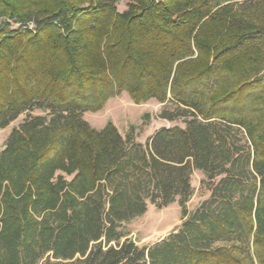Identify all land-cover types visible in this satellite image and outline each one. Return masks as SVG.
<instances>
[{"label": "trees", "instance_id": "obj_1", "mask_svg": "<svg viewBox=\"0 0 264 264\" xmlns=\"http://www.w3.org/2000/svg\"><path fill=\"white\" fill-rule=\"evenodd\" d=\"M118 2L0 0V128L26 113L0 150V264H264V0ZM123 91L183 126L143 144L83 118ZM174 202L175 230L128 238Z\"/></svg>", "mask_w": 264, "mask_h": 264}, {"label": "rangeland", "instance_id": "obj_2", "mask_svg": "<svg viewBox=\"0 0 264 264\" xmlns=\"http://www.w3.org/2000/svg\"><path fill=\"white\" fill-rule=\"evenodd\" d=\"M126 7V0H119L117 8L119 11ZM170 104H161L154 99L141 104H134L128 94L123 91L111 97L105 103L103 109L97 112H84L83 118L94 128L100 129L107 122H112L121 134H125L131 127L134 129L135 139L145 143L156 130L169 127L173 124L183 126L180 121L168 122L159 117L163 108H171ZM40 114L39 110L32 111ZM26 117V113L20 114L8 126L0 128V150L4 147L11 130L17 127ZM203 174L194 170L191 176L193 194L186 203L188 211L194 210L209 191L201 184ZM181 223L180 207L177 202L164 208H156L148 205L147 211L126 225L128 238L132 239L138 246L150 245L175 230Z\"/></svg>", "mask_w": 264, "mask_h": 264}]
</instances>
